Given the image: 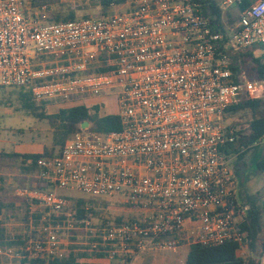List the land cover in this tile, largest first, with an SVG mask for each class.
<instances>
[{
    "label": "built area",
    "instance_id": "2783aa9c",
    "mask_svg": "<svg viewBox=\"0 0 264 264\" xmlns=\"http://www.w3.org/2000/svg\"><path fill=\"white\" fill-rule=\"evenodd\" d=\"M35 1L0 0V86L30 87L38 103L112 94L122 129L75 133L37 161V180L54 190L36 183L17 195L33 212L57 217L71 206L57 191L121 198L135 218L107 222L103 243L90 244L110 248L112 264L183 245L243 244L247 209L238 208L230 149L238 130L227 115L243 95L264 89V77L235 82L231 51L259 47L264 57V0H222L223 11L239 12L227 32L204 15L208 0H124L102 17L58 23ZM262 180L264 187V167ZM60 230L42 225L25 248L29 259L64 258ZM23 257L0 246V264Z\"/></svg>",
    "mask_w": 264,
    "mask_h": 264
},
{
    "label": "trees",
    "instance_id": "16d2710c",
    "mask_svg": "<svg viewBox=\"0 0 264 264\" xmlns=\"http://www.w3.org/2000/svg\"><path fill=\"white\" fill-rule=\"evenodd\" d=\"M96 1L97 4L105 9V12L107 11L106 15L110 13V3L115 2L121 4L124 2V0ZM221 1L208 0V4L204 7L203 11L213 26L222 32H227L228 27H231L236 21L234 22L232 18L231 10L223 11ZM52 2L53 0H36L35 5H50ZM239 11H242V9ZM67 20L73 21L78 19L74 15H70ZM258 48L252 47L246 50L235 49L231 51V69L236 74L235 82H245L249 79H261L264 77V57L258 55ZM21 89L19 99L23 107L37 119L47 121L50 124L55 130L54 145L59 147L60 151L75 133L82 131L81 126L84 122L90 124V131L100 134L117 132L122 129V123L117 114L101 115V105H94L92 107L77 105L61 109L55 114H48L46 113L47 101L41 102V105L38 106V102L33 98L31 88L21 87ZM241 110H249L252 113V120L245 128H237V142L230 149H232V152L237 153L239 160L242 161L244 150L257 144L260 145L264 141V89L255 93L245 94L243 98L241 97L230 108L228 114ZM55 153L56 150L54 148L51 150L45 148L42 155L5 154L2 152L1 156L9 159H19L23 164H29V170L37 173V161L41 157L54 156ZM263 167L264 158L258 163V169L260 171ZM36 182L39 190H54L51 185H48L42 180H37ZM242 199L245 202L244 208L247 209V215L240 224L241 230L245 234L244 243L241 244L231 241L218 247L191 245L185 264H259V258L264 246V211L258 208L254 197L252 198L245 194V196H242ZM93 205H95L93 202H86L83 199L78 200L75 206L76 213L74 216H71L73 221L88 219V214L94 212L93 209L89 208ZM86 206L87 208H85ZM6 208V202L0 198V246L12 248L17 252H21L24 256L23 259L13 260V264H104L102 261L107 259L110 248H88L84 251L76 246H70L67 255L62 259H29L25 248L30 239H35L39 236V228L37 227L39 226L42 214H33L34 225H32V229L30 228V220L32 217L29 219V216L26 215L23 219L26 224L25 231L23 233H13L5 226L7 216L5 218L4 210ZM238 208L243 207L239 206ZM64 218L67 217H56L52 222L45 224H54L53 222H59ZM117 220L118 223L124 222V219ZM243 247L248 250V254L245 257L239 254Z\"/></svg>",
    "mask_w": 264,
    "mask_h": 264
},
{
    "label": "rangeland",
    "instance_id": "374dc122",
    "mask_svg": "<svg viewBox=\"0 0 264 264\" xmlns=\"http://www.w3.org/2000/svg\"><path fill=\"white\" fill-rule=\"evenodd\" d=\"M96 2V0H53L52 4L48 5L51 21L56 23L65 22L68 21L67 19L70 15H74L78 20L86 17H102L106 15L107 11L105 12V9ZM230 13L234 22L237 21L239 17L238 10L231 9ZM21 91V87L0 86V198L7 205V208L4 210L5 218L7 216L5 226L13 233H23L25 231L26 224L23 219L26 215L29 216V219L32 217L30 220L31 229L32 225H34L33 214H42L37 228H40L45 223L52 222L57 217L44 208L33 212L27 200L17 195L18 189H32L37 183V173L29 170V164H23L19 159H9L1 156L3 151L10 148L11 140L20 141L21 138L19 136H21V133L18 131L26 132L27 139L25 140H28L30 143L41 147L45 145L49 150L54 148L56 150L54 155L60 152V148L54 145L55 130L47 121L37 119L23 107L19 99ZM81 98L68 103L57 99L46 100L48 102L46 113L55 114L61 107L70 108L77 104L93 106V102H90L92 97ZM93 99L98 101L102 106L101 115L118 113L117 101L114 95L101 94ZM37 105L40 106L41 103H37ZM251 120L252 113L249 110L231 112L227 115V124L235 125L236 128L240 129L245 128ZM262 155H264V144L255 145L244 150L243 165H238L237 168L242 176L241 180L246 187V192L252 198H255L259 205L258 208L264 211V187L262 177L257 168V162ZM246 192L243 193L244 196ZM57 193L70 199L71 206L61 214V216L67 218L53 223L61 226L60 234L70 243L69 245L72 244L73 247H80L79 249L84 251L91 248V243H103L104 234L101 231L107 222L120 224L117 219H124L126 221L136 216L132 207L119 197L93 198L76 190L57 191ZM243 195H237L238 204L242 207L245 205L244 200L241 198ZM80 199L95 203V205L89 207L94 212L88 214V219L73 221L71 216H74L76 213V202ZM87 222H90V224L88 225ZM188 250V246L183 245L170 251H152L138 255L135 263L185 264ZM247 254L248 250L246 249Z\"/></svg>",
    "mask_w": 264,
    "mask_h": 264
},
{
    "label": "crops",
    "instance_id": "0c3cea01",
    "mask_svg": "<svg viewBox=\"0 0 264 264\" xmlns=\"http://www.w3.org/2000/svg\"><path fill=\"white\" fill-rule=\"evenodd\" d=\"M90 102H93V106L94 105H100L99 104V102L98 101H96V100H94V99H91L90 100ZM89 102V103H90ZM78 105V104H77ZM76 105V106H77ZM79 105H84V104H79ZM85 105H87V104H85ZM88 106V105H87ZM61 109H64L63 107H61L59 110H61ZM107 115V114H106ZM231 125V124H230ZM233 126V125H232ZM235 127V126H234ZM236 128V127H235ZM18 132H20L21 133V136H19V138H21L20 139V141H12L11 140V142H10V148H8V149H6L5 151H3V153H5V154H19V155H42L43 153H44V150H45V148H46V146L44 145V146H39V145H34L33 143H30L28 140H25V139H27L26 138V135H27V133L26 132H24V131H18ZM264 158V155H262V157L259 159V161L257 162V168H258V163L262 160ZM243 165V161H241V160H239V157L237 156L235 159H234V161L232 162V169H233V172H234V174H235V177L237 178V181H238V187H237V195L238 194H242L243 195V193L244 192H246V187L244 186V184H243V182H242V176L240 175V173H239V171H238V165L240 166V165ZM258 171H259V174L261 175V177H262V170L260 171L259 169H258ZM262 182H263V180H262ZM241 190V192H240V190ZM247 196H249V197H251L250 195H249V193H245ZM241 198H242V196H241ZM256 203H257V206H259L258 205V202L256 201ZM70 244V243H69ZM70 246H72V244L71 245H69V247H68V249H70ZM188 249H189V246H188ZM150 252H152V251H149V253ZM188 252H189V250H188ZM146 253H148V252H146ZM146 253H141V254H146ZM141 254H138V255H141ZM137 255V256H138ZM137 256H136V258H137ZM102 263H104V264H112V263H110V261L108 260V259H106V260H103L102 261ZM134 264H136L135 263V261H134Z\"/></svg>",
    "mask_w": 264,
    "mask_h": 264
},
{
    "label": "water",
    "instance_id": "95a60500",
    "mask_svg": "<svg viewBox=\"0 0 264 264\" xmlns=\"http://www.w3.org/2000/svg\"><path fill=\"white\" fill-rule=\"evenodd\" d=\"M90 127V124L88 122H84L81 126V129L82 130H88Z\"/></svg>",
    "mask_w": 264,
    "mask_h": 264
}]
</instances>
